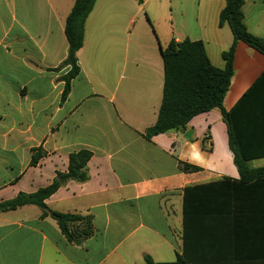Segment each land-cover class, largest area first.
I'll use <instances>...</instances> for the list:
<instances>
[{
    "label": "crops",
    "instance_id": "obj_1",
    "mask_svg": "<svg viewBox=\"0 0 264 264\" xmlns=\"http://www.w3.org/2000/svg\"><path fill=\"white\" fill-rule=\"evenodd\" d=\"M75 1L0 0V202L47 187L68 170L71 154L87 150L89 179L68 181L45 203L92 215L94 234L70 244L34 205L0 213V264L176 262L185 189L240 174L219 109L194 117L182 133L144 134L158 119L162 49L172 40L202 41L211 62L225 67L222 54L234 40L228 25L219 26L225 0H169L168 27L146 14L149 0H97L78 53L80 75L62 102L61 78L70 68L55 70L67 56L65 25ZM243 12L248 30L264 38V0H245ZM263 72L264 55L238 42L227 111ZM189 130L191 140L184 138ZM38 149L43 157L32 166ZM180 162L198 170L184 172ZM216 201V216L202 210L193 225L197 260L264 264V188H230Z\"/></svg>",
    "mask_w": 264,
    "mask_h": 264
},
{
    "label": "trees",
    "instance_id": "obj_2",
    "mask_svg": "<svg viewBox=\"0 0 264 264\" xmlns=\"http://www.w3.org/2000/svg\"><path fill=\"white\" fill-rule=\"evenodd\" d=\"M136 1L140 5L144 3L143 0ZM96 2L97 0H76L67 17L65 34L69 45L68 52L60 68L55 70L70 68L61 78L65 84L62 102L70 94L72 81L80 75L78 53L84 45L86 22ZM244 3L245 0H225V7L219 16V26L228 25L234 38L231 47L222 54L225 62L223 69L211 62L202 41L172 40L162 49L165 73L163 100L156 123L144 134V138L150 140L170 131L182 133L194 117L219 109L225 121L228 118L226 125L229 147L240 180L224 178L187 187L183 203L182 255L173 263H156L150 256H146L143 264H202L194 255L196 232L193 229L195 220L204 217L202 210L216 216L219 207L216 200L223 191L230 188H264V167L253 168L250 165L252 161L264 159V72L230 111L224 107L234 75L238 42L242 41L264 55V38L253 35L245 24ZM42 157L43 152L40 149L34 150L31 165L36 166ZM91 157L92 153L87 150L71 154L66 172H57L50 185L34 193L21 192L11 200L0 202V213L14 211L26 205L37 206L42 210L41 218L54 219L70 244H82L94 234L93 216L55 212L47 207L45 201L68 181L86 182L89 179L87 164ZM179 167L184 172L198 170V167L181 162ZM215 236L214 230L211 237Z\"/></svg>",
    "mask_w": 264,
    "mask_h": 264
},
{
    "label": "rangeland",
    "instance_id": "obj_3",
    "mask_svg": "<svg viewBox=\"0 0 264 264\" xmlns=\"http://www.w3.org/2000/svg\"><path fill=\"white\" fill-rule=\"evenodd\" d=\"M161 4L163 6L162 8H155V5L157 4L154 0H149L148 2H145V10L146 14H150L154 18L159 17V21H161L166 27L169 26L168 23V15H169V0H161ZM155 9H157L155 11ZM156 21V20H155ZM159 23V22H156ZM168 31V30H167ZM253 166H264V159L256 160L252 163Z\"/></svg>",
    "mask_w": 264,
    "mask_h": 264
},
{
    "label": "water",
    "instance_id": "obj_4",
    "mask_svg": "<svg viewBox=\"0 0 264 264\" xmlns=\"http://www.w3.org/2000/svg\"><path fill=\"white\" fill-rule=\"evenodd\" d=\"M228 120V118L226 119V121ZM184 138L185 139H188V140H191L192 139V130H189L188 132H186L184 134Z\"/></svg>",
    "mask_w": 264,
    "mask_h": 264
}]
</instances>
